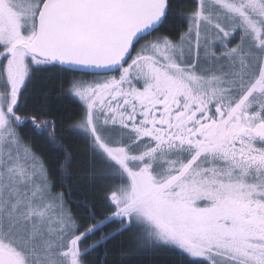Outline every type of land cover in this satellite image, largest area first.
I'll return each mask as SVG.
<instances>
[{
    "label": "snow or ice",
    "instance_id": "snow-or-ice-1",
    "mask_svg": "<svg viewBox=\"0 0 264 264\" xmlns=\"http://www.w3.org/2000/svg\"><path fill=\"white\" fill-rule=\"evenodd\" d=\"M42 74L80 108L75 190ZM125 240L264 264V0H0V264H109Z\"/></svg>",
    "mask_w": 264,
    "mask_h": 264
},
{
    "label": "trees",
    "instance_id": "trees-1",
    "mask_svg": "<svg viewBox=\"0 0 264 264\" xmlns=\"http://www.w3.org/2000/svg\"><path fill=\"white\" fill-rule=\"evenodd\" d=\"M183 25H178V29ZM38 84H47L45 89L48 94V100L46 102V109H50L52 112L51 119L56 120L58 123L64 119L66 121L64 135L66 143L70 144L73 150L76 163L73 165L75 171L70 170L69 175L64 176L62 179L63 184L71 186L74 190L86 183L84 176L79 172L81 162L84 160L86 149L83 142L77 138L72 137L67 132V123H72L78 116L80 108L77 103L73 102L70 98L64 97V90L60 88L58 78L52 77L49 82V74H42L38 81ZM69 115L72 116V120H68ZM31 134V130H28ZM31 139L36 151L42 155H45L50 164L56 163V154L52 152L50 146L45 140L38 136L31 134ZM60 190V189H58ZM88 195L101 196L102 190L99 187L90 188L87 191ZM75 199L82 200V196H76ZM75 208L76 206L73 205ZM105 249H100L99 255L102 257ZM108 262L109 264H184L183 258L176 256L174 253H162L157 256H149L147 254H137L135 246L129 240H125L123 253L119 249H115L112 244L107 247Z\"/></svg>",
    "mask_w": 264,
    "mask_h": 264
},
{
    "label": "rangeland",
    "instance_id": "rangeland-1",
    "mask_svg": "<svg viewBox=\"0 0 264 264\" xmlns=\"http://www.w3.org/2000/svg\"><path fill=\"white\" fill-rule=\"evenodd\" d=\"M89 79H91V77H89Z\"/></svg>",
    "mask_w": 264,
    "mask_h": 264
},
{
    "label": "flooded vegetation",
    "instance_id": "flooded-vegetation-1",
    "mask_svg": "<svg viewBox=\"0 0 264 264\" xmlns=\"http://www.w3.org/2000/svg\"><path fill=\"white\" fill-rule=\"evenodd\" d=\"M113 74H115V73H113Z\"/></svg>",
    "mask_w": 264,
    "mask_h": 264
}]
</instances>
